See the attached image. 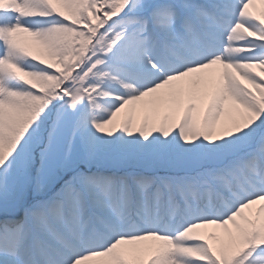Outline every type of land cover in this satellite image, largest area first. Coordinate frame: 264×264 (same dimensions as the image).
Segmentation results:
<instances>
[{"label": "snow or ice", "instance_id": "snow-or-ice-1", "mask_svg": "<svg viewBox=\"0 0 264 264\" xmlns=\"http://www.w3.org/2000/svg\"><path fill=\"white\" fill-rule=\"evenodd\" d=\"M257 3L0 0V264H264Z\"/></svg>", "mask_w": 264, "mask_h": 264}, {"label": "bare ground", "instance_id": "bare-ground-1", "mask_svg": "<svg viewBox=\"0 0 264 264\" xmlns=\"http://www.w3.org/2000/svg\"><path fill=\"white\" fill-rule=\"evenodd\" d=\"M264 10V5H260L259 3H257L255 6H254V11L255 12H259V11H263Z\"/></svg>", "mask_w": 264, "mask_h": 264}, {"label": "rangeland", "instance_id": "rangeland-1", "mask_svg": "<svg viewBox=\"0 0 264 264\" xmlns=\"http://www.w3.org/2000/svg\"><path fill=\"white\" fill-rule=\"evenodd\" d=\"M264 11V10H263ZM260 12V11H259ZM249 38H251V37H249ZM21 39H28V38H26V37H21Z\"/></svg>", "mask_w": 264, "mask_h": 264}]
</instances>
